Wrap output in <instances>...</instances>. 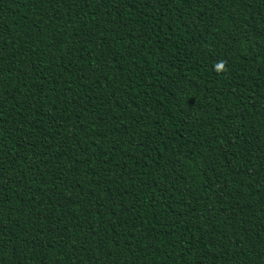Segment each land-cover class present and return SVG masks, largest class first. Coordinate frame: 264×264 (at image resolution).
Instances as JSON below:
<instances>
[{
    "label": "trees",
    "instance_id": "1",
    "mask_svg": "<svg viewBox=\"0 0 264 264\" xmlns=\"http://www.w3.org/2000/svg\"><path fill=\"white\" fill-rule=\"evenodd\" d=\"M0 264H264V0H0Z\"/></svg>",
    "mask_w": 264,
    "mask_h": 264
},
{
    "label": "clouds",
    "instance_id": "2",
    "mask_svg": "<svg viewBox=\"0 0 264 264\" xmlns=\"http://www.w3.org/2000/svg\"><path fill=\"white\" fill-rule=\"evenodd\" d=\"M214 67H215V70L217 72L227 71L226 62L225 61H220V62L216 63L214 65Z\"/></svg>",
    "mask_w": 264,
    "mask_h": 264
}]
</instances>
